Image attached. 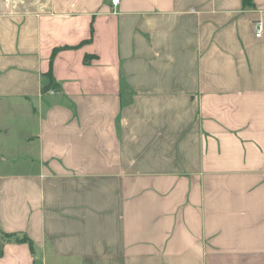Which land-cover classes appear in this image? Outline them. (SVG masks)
<instances>
[{
  "label": "crops",
  "instance_id": "crops-1",
  "mask_svg": "<svg viewBox=\"0 0 264 264\" xmlns=\"http://www.w3.org/2000/svg\"><path fill=\"white\" fill-rule=\"evenodd\" d=\"M111 2L0 0V264H264V0Z\"/></svg>",
  "mask_w": 264,
  "mask_h": 264
},
{
  "label": "rangeland",
  "instance_id": "rangeland-1",
  "mask_svg": "<svg viewBox=\"0 0 264 264\" xmlns=\"http://www.w3.org/2000/svg\"><path fill=\"white\" fill-rule=\"evenodd\" d=\"M18 141L22 140V138H15ZM13 158L9 161V163L6 165L7 168L12 169V168H18V167H25L27 164V159L23 154L17 155L16 153H13ZM0 166H3L2 163L0 162Z\"/></svg>",
  "mask_w": 264,
  "mask_h": 264
},
{
  "label": "built area",
  "instance_id": "built-area-1",
  "mask_svg": "<svg viewBox=\"0 0 264 264\" xmlns=\"http://www.w3.org/2000/svg\"><path fill=\"white\" fill-rule=\"evenodd\" d=\"M111 3L114 7H117L118 4L120 3V0H112ZM253 27L256 38L258 39L262 38L264 34V23L261 20H258L253 24Z\"/></svg>",
  "mask_w": 264,
  "mask_h": 264
},
{
  "label": "trees",
  "instance_id": "trees-1",
  "mask_svg": "<svg viewBox=\"0 0 264 264\" xmlns=\"http://www.w3.org/2000/svg\"><path fill=\"white\" fill-rule=\"evenodd\" d=\"M50 87L52 88L53 86H51V85H49V86H46L45 88H44V91H48L49 89H50ZM6 237H8L9 239L10 238H13L14 236H6ZM19 243H27V244H29L30 245V247L32 248V242L29 240V239H27V238H23V239H19V240H17ZM2 254V251L0 252V255Z\"/></svg>",
  "mask_w": 264,
  "mask_h": 264
}]
</instances>
